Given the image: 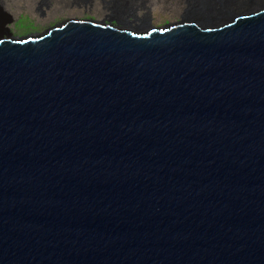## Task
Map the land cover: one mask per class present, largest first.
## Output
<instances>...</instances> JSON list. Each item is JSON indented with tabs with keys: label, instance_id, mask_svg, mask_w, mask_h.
Listing matches in <instances>:
<instances>
[{
	"label": "water",
	"instance_id": "1",
	"mask_svg": "<svg viewBox=\"0 0 264 264\" xmlns=\"http://www.w3.org/2000/svg\"><path fill=\"white\" fill-rule=\"evenodd\" d=\"M0 264H264V10L0 40Z\"/></svg>",
	"mask_w": 264,
	"mask_h": 264
},
{
	"label": "bare ground",
	"instance_id": "2",
	"mask_svg": "<svg viewBox=\"0 0 264 264\" xmlns=\"http://www.w3.org/2000/svg\"><path fill=\"white\" fill-rule=\"evenodd\" d=\"M186 7L181 21L170 23L162 27L151 25V10L146 6V0H111L109 10L112 17L109 20L97 21L93 19H66L61 23L49 27L42 33L24 37L14 36L9 28L13 17L0 15V40L21 42L28 38H38L49 34L54 28H61L68 21H84L102 26H113L121 31H131L133 34H149L151 31L163 32L175 26L194 25L199 30H217L236 22L238 18L250 17L264 10V0H184ZM2 2V0H0ZM3 3V2H2ZM142 13V15H140ZM44 15V13H42ZM112 20L117 21L114 24Z\"/></svg>",
	"mask_w": 264,
	"mask_h": 264
},
{
	"label": "rangeland",
	"instance_id": "3",
	"mask_svg": "<svg viewBox=\"0 0 264 264\" xmlns=\"http://www.w3.org/2000/svg\"><path fill=\"white\" fill-rule=\"evenodd\" d=\"M2 2L0 15L13 17L9 28L17 37L42 33L66 19L103 21L112 17V12L108 8L111 0H2ZM145 4L151 10V25L154 27L181 21L186 7L184 0H146ZM112 22L117 24L115 20Z\"/></svg>",
	"mask_w": 264,
	"mask_h": 264
}]
</instances>
